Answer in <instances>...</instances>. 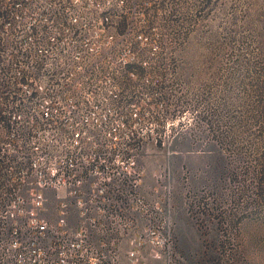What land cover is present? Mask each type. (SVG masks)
<instances>
[{
	"label": "built area",
	"instance_id": "built-area-1",
	"mask_svg": "<svg viewBox=\"0 0 264 264\" xmlns=\"http://www.w3.org/2000/svg\"><path fill=\"white\" fill-rule=\"evenodd\" d=\"M130 3L0 0V264H184L180 120L163 118L157 41ZM208 199L188 190L187 209Z\"/></svg>",
	"mask_w": 264,
	"mask_h": 264
},
{
	"label": "rangeland",
	"instance_id": "rangeland-1",
	"mask_svg": "<svg viewBox=\"0 0 264 264\" xmlns=\"http://www.w3.org/2000/svg\"><path fill=\"white\" fill-rule=\"evenodd\" d=\"M130 7L132 17L144 13L147 36L157 41L148 72L167 78L163 118L180 120L169 162L184 264H264V0ZM166 160L142 161L147 185ZM202 189L208 205L191 213L187 191Z\"/></svg>",
	"mask_w": 264,
	"mask_h": 264
}]
</instances>
